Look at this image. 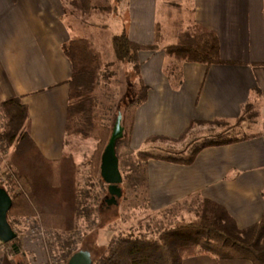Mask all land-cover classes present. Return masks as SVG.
Segmentation results:
<instances>
[{"label":"crops","instance_id":"0c3cea01","mask_svg":"<svg viewBox=\"0 0 264 264\" xmlns=\"http://www.w3.org/2000/svg\"><path fill=\"white\" fill-rule=\"evenodd\" d=\"M121 8L118 20L133 42L152 45L157 24L165 45L169 32L177 40L183 26L201 25L218 36L224 61L177 65L182 83L175 88L166 73L175 61L163 50L141 52L149 91L134 115L131 149L152 136L178 138L193 121H235L247 104L258 114L254 124L264 121V0H127ZM66 11L65 0H0V102L22 97L31 137L49 160L73 154L65 133L72 67L62 46L73 38ZM146 178L151 213L202 198L225 207L240 229L249 228L264 214V132L206 148L189 166L152 160ZM15 263L0 251V264ZM183 264L253 263L197 254Z\"/></svg>","mask_w":264,"mask_h":264},{"label":"trees","instance_id":"16d2710c","mask_svg":"<svg viewBox=\"0 0 264 264\" xmlns=\"http://www.w3.org/2000/svg\"><path fill=\"white\" fill-rule=\"evenodd\" d=\"M65 1L70 6L72 15L80 19L83 25L97 16L120 18L121 7L127 3V0H114L108 4L100 0ZM111 42L116 61L127 65L131 69V78L135 79L129 85L133 91L129 93L135 96L127 106V111L133 108L127 145L132 134L135 112L147 101L149 91L141 76V52L163 50L168 58L178 64L199 63L210 67L224 63L218 36L201 25L181 31L175 44L163 46L165 37L159 24L156 25L152 45L133 42L125 24L121 32L112 35ZM62 49L72 67L71 77L67 81L69 104L66 137L94 140L96 146L88 161L89 173L86 186H83L82 165L76 162L73 154L66 153L59 160H49L41 154L31 137L29 108L22 97L0 102L3 119L0 148L9 152L7 165L11 173L6 185H0L7 190L13 201L8 219L18 235L16 243L21 249L19 264H29V253L23 250L19 231L11 217L34 219L45 231L58 233L62 239L61 264H67L76 252L83 250L76 249L81 235V222L94 225L95 213L110 208L105 202L110 197L108 191L98 208L92 205V201L95 198L93 188L96 180L108 188L101 176V164L116 124L106 122L99 92L103 81L110 85L116 76V71L113 70L115 62H105L101 52L87 37L75 36L64 43ZM166 73L175 88H178L182 83V74L178 68L167 69ZM120 115L121 113L118 117ZM257 118L253 105L247 104L234 125L223 119L199 120L191 122L178 138L149 137L144 143L147 148L157 142H173L181 145L182 150L168 148L164 153H153L147 148L139 150L135 154L137 166L141 167L152 160L189 166L206 148L233 145L254 138L255 136L247 134L238 135L236 131L242 124L252 123ZM198 126H218L224 129L200 141L192 140ZM119 141L120 139L116 142L118 147L122 142ZM184 143L186 144L183 145ZM146 183L147 178L144 177V195ZM139 184L136 188H139ZM122 191L124 198L125 193L123 189ZM193 213L192 219H181L155 233L148 227H142V224L128 231L118 232L103 254L97 260L93 259V264H183L185 258L197 254H206L217 260H249L253 264H264V214L255 225L240 229L226 208L217 202L200 198ZM110 230L116 231L114 228ZM2 247L9 248L10 245L0 242V248Z\"/></svg>","mask_w":264,"mask_h":264},{"label":"rangeland","instance_id":"374dc122","mask_svg":"<svg viewBox=\"0 0 264 264\" xmlns=\"http://www.w3.org/2000/svg\"><path fill=\"white\" fill-rule=\"evenodd\" d=\"M100 1L108 4L114 0ZM66 5L67 22L72 30L73 37L89 38L92 40L95 48L101 52L105 62H115L113 70L116 71V76L110 85H106L105 81H103V87L99 95L102 103V111L106 116V122L110 125L116 124L118 118L121 117V126L124 127L122 130L124 136L119 138V143L122 141L121 145L118 147L116 144L115 152L119 159L120 171L123 177V184L120 187L124 190L125 197L120 200L118 205L97 211L98 213L94 215L96 222L94 225L82 221L81 235L76 243V249L89 250L93 259L97 260L106 250L110 241L120 231L125 232L137 228L142 224V227H148L151 232L155 233L166 226L175 224L181 219H192L194 216L193 212L197 208L198 199H191L160 213L149 212L146 195L142 191V184L144 177H146L148 164L138 167L135 157L137 150H143L147 147L143 145L139 149H131L129 144L127 145L133 110L131 107L127 111V106H129L135 96L131 95L133 91L130 90L129 85L133 84L135 79L133 77L131 78V69L127 65L116 61L111 42L112 35L121 32L123 25L119 22L118 18H107L103 16H97L83 25L80 19L72 15L67 2ZM188 28L189 26L182 27L184 30H189ZM167 38L168 45L176 43V35L174 33L169 32ZM163 46H167L165 42ZM169 59V61H172L171 58ZM174 65L171 63L167 66L166 70L179 67L177 66L179 65L177 62ZM130 91L131 93H129ZM119 113L121 115L118 117ZM256 121L242 124L236 133L238 135L247 134L255 136L259 131L264 132V121H259L258 124H254ZM229 122L232 125L235 124L234 121ZM2 126L3 119L0 114V130ZM222 129L224 128L218 126H198L194 130L192 140L200 141L211 135H215V133L221 132ZM69 141V152H72L75 155L76 162L82 165V185L86 186V178L89 173L88 161L94 152L96 143L94 140H82L79 138H71ZM168 148L175 149L176 151L182 150L181 145L173 142H157L147 149L153 153H164V150ZM8 156L9 152L6 153L0 148V184L2 186L6 185L11 174L7 165ZM3 179L5 180L4 182L2 181ZM95 183V187L93 188L95 198L92 201V205L98 208L107 196L108 188L100 184L98 180ZM138 184L139 188H136ZM107 199H105V202ZM11 221L15 222V227L19 231L23 250L29 253V264H61L62 239L59 238L58 233L45 231L34 219L11 217ZM110 228H114L116 231L113 232ZM0 251L9 254L16 262L15 264H19L18 256L21 253V249L19 253H16L10 245L9 248H0Z\"/></svg>","mask_w":264,"mask_h":264},{"label":"water","instance_id":"95a60500","mask_svg":"<svg viewBox=\"0 0 264 264\" xmlns=\"http://www.w3.org/2000/svg\"><path fill=\"white\" fill-rule=\"evenodd\" d=\"M122 130L121 117H119L113 137L102 157L101 176L105 183L108 184L110 197L106 200V204L109 207L118 205V201L123 196V191L120 187L123 183V177L120 171L119 159L115 152L116 142L123 136ZM12 205L13 201L10 194L0 185V242L2 244H10L15 252L19 253L20 248L16 243L18 235L8 219V213ZM93 262V257L89 250H80L69 259L67 264H93Z\"/></svg>","mask_w":264,"mask_h":264},{"label":"built area","instance_id":"2783aa9c","mask_svg":"<svg viewBox=\"0 0 264 264\" xmlns=\"http://www.w3.org/2000/svg\"><path fill=\"white\" fill-rule=\"evenodd\" d=\"M2 181L4 182L5 180L3 179Z\"/></svg>","mask_w":264,"mask_h":264}]
</instances>
